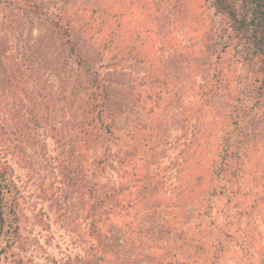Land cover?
<instances>
[{"label": "rangeland", "instance_id": "1", "mask_svg": "<svg viewBox=\"0 0 264 264\" xmlns=\"http://www.w3.org/2000/svg\"><path fill=\"white\" fill-rule=\"evenodd\" d=\"M75 1L84 0H45L61 6ZM107 1L98 3L104 6ZM154 1L159 0H147L146 4L144 0H109L107 15L99 11L97 16L101 21L108 16L111 29L121 31L118 25L122 23L127 43L133 47L132 57L147 60L164 55L169 63L178 62L180 70L174 75L177 88L165 95L172 105L161 116L163 125L177 132L169 131L171 135L164 139L168 143L158 150L162 172L155 176L163 183L158 193L127 210L129 216L107 215L96 225V218L91 216L92 202L87 195L83 198L82 191L69 186V155L52 130L39 129L42 134L35 146L8 149L19 101L13 79L17 54L13 32L4 30L3 16L8 11L0 2V149H4L22 195L21 237L16 256L25 263L264 264V98L258 100L257 91L253 94V86H249L256 63L241 61L232 46L225 50L224 19L214 13L208 0H180L185 8L184 21L177 24L173 34L181 46L177 56L170 57L171 50L159 49L161 42H167L155 26L162 24V14L155 15L159 18L155 30L147 31L148 20L153 23L150 14L156 6L152 5ZM34 33L38 35L40 29ZM210 33L211 38L206 41ZM173 43H166L165 49ZM145 60L129 62L130 77L144 76L149 69V61ZM219 71L228 76L220 77ZM220 78L223 83L230 80L232 100L228 105L236 98H249L242 125L248 144L234 159L239 183L229 196L221 190L225 181L216 178L210 165L214 159H221V136L236 127L227 120L232 110L225 104L228 97L222 91L214 94L212 89L219 86ZM206 87L211 92L204 95ZM187 111L193 116L190 125L201 132L200 142L193 138L192 129L185 131L183 125L187 123L182 120ZM75 159L73 156L71 161L74 163ZM184 160L188 162L182 168L179 164ZM111 179L117 183L121 180L116 175ZM123 199L120 198L121 203ZM120 213L125 215L126 211ZM218 243L221 250L215 248ZM209 250L217 251L219 257L212 260Z\"/></svg>", "mask_w": 264, "mask_h": 264}, {"label": "trees", "instance_id": "2", "mask_svg": "<svg viewBox=\"0 0 264 264\" xmlns=\"http://www.w3.org/2000/svg\"><path fill=\"white\" fill-rule=\"evenodd\" d=\"M0 2L8 11L3 16L4 30L13 32L17 54L13 79L19 101L11 125L14 135L10 137L12 143L8 144V149L35 146L42 134L39 129L52 130L69 155L66 169L69 186H73L71 190L82 191L83 198L87 195L92 202L94 224L102 222L107 215L129 216L127 210L155 196L163 186L155 176L162 172L158 150L168 143L164 139L171 135L169 131L176 129L164 126L161 116L172 105L165 95L174 93L177 88L174 75L180 70L178 62L175 60L171 64L164 55L143 59L149 61L144 76L141 79L130 77L129 62L144 61L131 56L133 47L127 43L122 23L118 25L121 31L111 29L108 16L102 21L97 16L99 11L107 15L109 0L104 6L99 0L66 2L62 6L50 5L45 0ZM208 2L214 13L224 19L222 45L225 50L232 46L241 61L256 63L249 86H253V94L257 91L258 100L264 98V0ZM152 5H156L155 9H148V12L151 11L153 23L148 20L147 31L152 33L155 21L159 20L155 15L162 14V24L155 26L167 42H161L159 49L171 50L170 57H176L181 44L173 33L177 24L184 21L183 3L159 0ZM118 16L116 13L115 17ZM36 28L40 29L38 35L34 33ZM171 40L174 43L165 49ZM218 75L228 76L224 71H219ZM225 81L223 83L220 78L219 86L212 89L214 94L222 91L228 97L225 104L232 110L227 120L236 127L221 136V159H214L210 165L216 178L225 181L220 187L223 194L229 196L239 183L234 159L248 144L242 125L249 98L245 101L236 98L228 105L232 100L230 80ZM206 91L211 92L205 89L204 95ZM185 115L182 120L187 123L183 125L185 131L192 129L193 138L200 142V130L190 125L193 116L189 111ZM187 162L184 160L179 165L184 168ZM112 175L120 177V182L113 181ZM122 197L123 203L120 202ZM21 198L4 149H0V264H28L16 256L21 237ZM123 211L125 215L120 213ZM216 246L221 250L219 243ZM209 254L212 260L219 257L217 251L209 250ZM172 263L152 261L149 264Z\"/></svg>", "mask_w": 264, "mask_h": 264}]
</instances>
